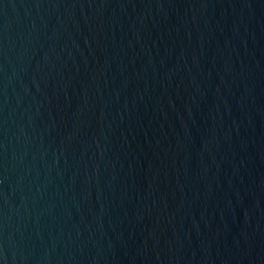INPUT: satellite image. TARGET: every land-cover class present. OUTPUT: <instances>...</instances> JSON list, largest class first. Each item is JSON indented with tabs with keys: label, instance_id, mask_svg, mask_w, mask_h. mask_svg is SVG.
I'll list each match as a JSON object with an SVG mask.
<instances>
[{
	"label": "water",
	"instance_id": "water-1",
	"mask_svg": "<svg viewBox=\"0 0 264 264\" xmlns=\"http://www.w3.org/2000/svg\"><path fill=\"white\" fill-rule=\"evenodd\" d=\"M0 264H264V0H0Z\"/></svg>",
	"mask_w": 264,
	"mask_h": 264
}]
</instances>
